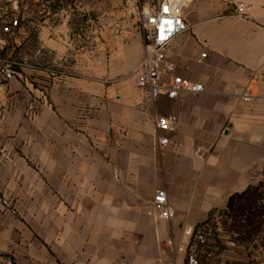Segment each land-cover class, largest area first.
<instances>
[{"label": "crops", "instance_id": "obj_1", "mask_svg": "<svg viewBox=\"0 0 264 264\" xmlns=\"http://www.w3.org/2000/svg\"><path fill=\"white\" fill-rule=\"evenodd\" d=\"M87 3L0 0L19 21L0 32V264H185L195 225L264 178V0H192L168 53L204 91L154 99L141 32L63 31L55 9ZM160 189L169 220L145 213Z\"/></svg>", "mask_w": 264, "mask_h": 264}, {"label": "rangeland", "instance_id": "obj_2", "mask_svg": "<svg viewBox=\"0 0 264 264\" xmlns=\"http://www.w3.org/2000/svg\"><path fill=\"white\" fill-rule=\"evenodd\" d=\"M61 1L69 5L71 0ZM155 1L87 0L83 11L76 7L55 10L62 22L67 13V21L61 26L63 31L66 26L69 38L79 35L80 40L87 34L91 42L100 32H141L140 11ZM21 2L27 4L31 14L32 0ZM104 51L108 55V49L103 48ZM68 57L66 61L72 59ZM208 218L207 224L196 232L202 235L203 243L194 240L191 245L201 264H264V178L250 185L242 197H235L230 207L212 211Z\"/></svg>", "mask_w": 264, "mask_h": 264}, {"label": "built area", "instance_id": "obj_3", "mask_svg": "<svg viewBox=\"0 0 264 264\" xmlns=\"http://www.w3.org/2000/svg\"><path fill=\"white\" fill-rule=\"evenodd\" d=\"M9 2L13 3V0H9ZM191 2L192 0H156L150 7H144L140 11L143 54L136 69V86L145 91L152 99L160 95L175 98L184 94H199L204 91L201 83L175 74L174 65L169 59L168 53V47L172 40L190 28L184 18V10ZM18 24L16 15L10 13L0 15L1 33L14 35ZM203 56L204 54H201V57ZM241 98L244 101H249L256 98V95L252 94L250 88H246L241 94ZM175 120L173 116H158L155 121L156 132L169 130ZM156 144L158 147H162L167 144V139L156 134ZM145 213L153 219L169 220L173 218L174 211L168 203L164 190L155 191ZM194 240L203 243L200 233L195 234ZM188 244L179 249L185 255V264H201Z\"/></svg>", "mask_w": 264, "mask_h": 264}, {"label": "trees", "instance_id": "obj_4", "mask_svg": "<svg viewBox=\"0 0 264 264\" xmlns=\"http://www.w3.org/2000/svg\"><path fill=\"white\" fill-rule=\"evenodd\" d=\"M247 190H248V188H247L246 190L240 192V193H235V194L229 196L225 208L230 207L231 204H232V202H233V200L235 199V197H242V196L247 192ZM211 212H212V211H211ZM211 212H210V213H211ZM210 213H209V215H210ZM209 215H208V217H209ZM208 217H207V219H206L205 221H203L202 223H199V224L195 225V227H194V229H193V232H192V235H191L190 242H189V244H188L189 246H191V245L194 243V242H193V241H194V236H195V234H196L198 228L201 227V226H203V225H205V224H207L208 219H209Z\"/></svg>", "mask_w": 264, "mask_h": 264}]
</instances>
